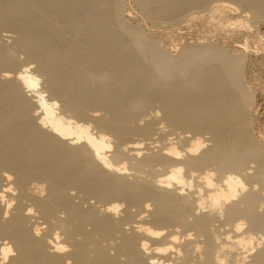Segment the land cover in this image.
Here are the masks:
<instances>
[{
  "label": "bare ground",
  "instance_id": "6f19581e",
  "mask_svg": "<svg viewBox=\"0 0 264 264\" xmlns=\"http://www.w3.org/2000/svg\"><path fill=\"white\" fill-rule=\"evenodd\" d=\"M131 1L0 0V264H264V0Z\"/></svg>",
  "mask_w": 264,
  "mask_h": 264
},
{
  "label": "rangeland",
  "instance_id": "374dc122",
  "mask_svg": "<svg viewBox=\"0 0 264 264\" xmlns=\"http://www.w3.org/2000/svg\"><path fill=\"white\" fill-rule=\"evenodd\" d=\"M125 5H127L126 7L127 8H129V9H131L132 10V8H133V6H132V1L130 2V0L128 1V0H125ZM132 6V7H131ZM133 12H135V10H133ZM142 22H145V26H144V28H145V30H146V32H147V34H148V36H150L152 33V31L154 30V27L152 28V26L150 25V24H148V22H146V21H142ZM144 24V23H143ZM255 27V28H254ZM254 28V29H253ZM148 29V30H147ZM252 29L253 30H257V31H259V32H261L262 34L264 33V20L263 21H257V23L256 22H254L253 23V26H252ZM264 35V34H263ZM263 43H264V36H263V41H262ZM252 46H255V48L258 46L257 44H253ZM254 48V47H253ZM258 48V47H257ZM258 51L259 52H262V53H264V51L263 50H261V49H258ZM264 68V67H263ZM263 68H262V70H263ZM254 69V68H253ZM253 72V74L254 75H256L257 73H258V71L256 70V69H254V70H252ZM263 83H264V81H263ZM255 108L257 109V113H256V122H255V128H256V130L257 131H259L262 135H263V137H264V99H263V97H262V95H261V93L260 92H257V93H255Z\"/></svg>",
  "mask_w": 264,
  "mask_h": 264
}]
</instances>
